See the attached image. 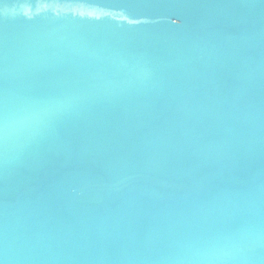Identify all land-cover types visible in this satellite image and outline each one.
<instances>
[{"label":"water","instance_id":"1","mask_svg":"<svg viewBox=\"0 0 264 264\" xmlns=\"http://www.w3.org/2000/svg\"><path fill=\"white\" fill-rule=\"evenodd\" d=\"M0 264H264V0H0Z\"/></svg>","mask_w":264,"mask_h":264}]
</instances>
